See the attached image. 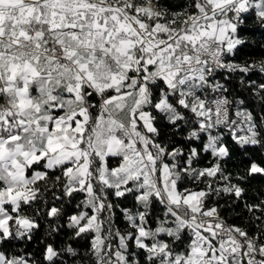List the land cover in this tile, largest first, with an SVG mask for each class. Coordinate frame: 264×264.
I'll return each instance as SVG.
<instances>
[{
  "label": "snow or ice",
  "instance_id": "6c2138e0",
  "mask_svg": "<svg viewBox=\"0 0 264 264\" xmlns=\"http://www.w3.org/2000/svg\"><path fill=\"white\" fill-rule=\"evenodd\" d=\"M251 14L264 25V0H191L178 12L153 0H0V249L32 240L37 205L61 217L51 192L60 203L83 194L67 227L91 234L92 264H264V227H252L264 225V200L245 202L264 167L226 173L231 153L213 134L228 129L241 148L261 143L250 111L233 119L217 78L264 101V81L251 79L264 61L235 59ZM160 120L188 129L187 148L158 139ZM238 123L246 135H235ZM202 154L215 163L198 167ZM129 195L122 231L109 197ZM225 196L232 204L218 202ZM229 207L251 214L249 226L229 223ZM62 251L76 255L49 243L43 259L58 264ZM0 264L35 261L0 250Z\"/></svg>",
  "mask_w": 264,
  "mask_h": 264
},
{
  "label": "trees",
  "instance_id": "16d2710c",
  "mask_svg": "<svg viewBox=\"0 0 264 264\" xmlns=\"http://www.w3.org/2000/svg\"><path fill=\"white\" fill-rule=\"evenodd\" d=\"M137 2L144 3V0H137ZM157 2L170 12H178L185 10L191 0H153L154 4ZM238 34L245 43L240 46V50L235 57L236 61L242 64L249 63L257 65L264 61V25L255 18L254 14L248 15L244 24L240 26ZM217 78L221 83L225 84L228 89L226 93L229 100L232 101L230 114L233 119H237L234 115L237 109L250 111L257 124V130L260 133L258 139L261 140L259 144L246 145L241 148L233 139L232 132L225 128L217 129V132L223 134V142L228 146L231 153V159L225 158V160L222 161L225 172L232 173L233 175L243 174V168L238 167V165L243 163V167L246 168L251 161H255L260 166L264 167V101L252 91H245L240 87L239 80L236 78H232L231 82L224 80L222 76H218ZM251 79L259 85V83L264 81V73H259L257 70L256 74L251 75ZM96 100H98V98L93 97V101ZM240 101H243V104H241ZM92 112L95 115L97 109H92ZM157 127L161 130V136L158 137V139L163 140L165 143L171 142L175 143L177 146L187 148V141L183 139V137L187 135V128H185L183 132H176L163 120L158 122ZM118 162V158H112L109 160V165L115 167ZM212 163H215V160L210 155L202 154L198 167H210ZM186 183L187 186L193 187L190 182ZM199 186L203 187L204 185L201 184ZM55 192L59 195V190H55ZM46 195L49 205L56 203L57 206L62 207L63 213L61 217L59 219L46 217L43 214L46 210L45 205L43 203L37 205V207L41 209L40 215L37 216V222L40 224V227L33 234L32 240L13 241L10 245H5L4 248L0 250H4L9 256H26L32 261H35V264H46L43 259V250L46 244L51 243L58 250H63L70 245L75 250L76 255L73 256L62 251L58 264H61V262L62 264H92V258L89 253L91 234H86L77 238L74 236L73 231L67 227V217L74 212L82 210L78 209L76 205L83 200V194H77L70 202L67 198H64V203L54 202L51 192ZM109 199L114 204L119 205V207L114 210L116 226L122 231L126 230L127 221L124 220L121 209L133 208L135 203L133 197L131 195L125 198L110 196ZM261 200H264V176L256 175L246 185L245 202L259 203ZM212 202H217V198L213 197L210 203ZM218 202L221 205H225L226 202L232 204L231 198L227 196L219 199ZM159 214L160 212L157 211L156 215ZM223 215L228 219L229 223H235L245 227L249 226L251 219V214L247 213L243 208H236L235 211H232L230 207L226 208L223 210ZM240 215L243 216V219L238 218ZM58 225V231H51L52 228H56ZM252 227L255 229L256 227H264V225L252 224Z\"/></svg>",
  "mask_w": 264,
  "mask_h": 264
},
{
  "label": "rangeland",
  "instance_id": "374dc122",
  "mask_svg": "<svg viewBox=\"0 0 264 264\" xmlns=\"http://www.w3.org/2000/svg\"><path fill=\"white\" fill-rule=\"evenodd\" d=\"M238 110V109H237ZM219 132H217L216 130L214 131L213 134H217ZM233 134V133H232ZM247 132H246V126L243 125V124H239L237 125L236 129H235V135H238V136H244L246 135Z\"/></svg>",
  "mask_w": 264,
  "mask_h": 264
},
{
  "label": "built area",
  "instance_id": "2783aa9c",
  "mask_svg": "<svg viewBox=\"0 0 264 264\" xmlns=\"http://www.w3.org/2000/svg\"><path fill=\"white\" fill-rule=\"evenodd\" d=\"M224 95H226L227 96V98H228V95H227V93H225ZM229 99V98H228Z\"/></svg>",
  "mask_w": 264,
  "mask_h": 264
}]
</instances>
